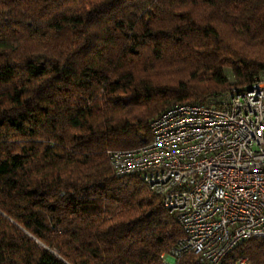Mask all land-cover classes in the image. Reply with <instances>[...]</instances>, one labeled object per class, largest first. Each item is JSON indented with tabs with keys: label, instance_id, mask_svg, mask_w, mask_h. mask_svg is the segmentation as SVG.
<instances>
[{
	"label": "trees",
	"instance_id": "obj_1",
	"mask_svg": "<svg viewBox=\"0 0 264 264\" xmlns=\"http://www.w3.org/2000/svg\"><path fill=\"white\" fill-rule=\"evenodd\" d=\"M262 72L264 0H0V264H162L176 217L108 152Z\"/></svg>",
	"mask_w": 264,
	"mask_h": 264
},
{
	"label": "built area",
	"instance_id": "obj_2",
	"mask_svg": "<svg viewBox=\"0 0 264 264\" xmlns=\"http://www.w3.org/2000/svg\"><path fill=\"white\" fill-rule=\"evenodd\" d=\"M149 129V143L108 159L116 176L137 175L176 217L183 237L162 264L185 253L220 264L239 243L264 239V72L244 89L174 106Z\"/></svg>",
	"mask_w": 264,
	"mask_h": 264
}]
</instances>
